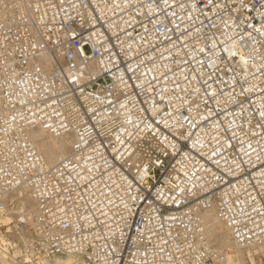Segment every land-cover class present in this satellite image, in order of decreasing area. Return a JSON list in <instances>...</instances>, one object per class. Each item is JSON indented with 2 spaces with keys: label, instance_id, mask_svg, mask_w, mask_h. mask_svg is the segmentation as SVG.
Masks as SVG:
<instances>
[{
  "label": "built area",
  "instance_id": "2783aa9c",
  "mask_svg": "<svg viewBox=\"0 0 264 264\" xmlns=\"http://www.w3.org/2000/svg\"><path fill=\"white\" fill-rule=\"evenodd\" d=\"M210 211L264 245V0H0V264H228Z\"/></svg>",
  "mask_w": 264,
  "mask_h": 264
},
{
  "label": "bare ground",
  "instance_id": "6f19581e",
  "mask_svg": "<svg viewBox=\"0 0 264 264\" xmlns=\"http://www.w3.org/2000/svg\"><path fill=\"white\" fill-rule=\"evenodd\" d=\"M46 132H47L46 130L40 127L34 128L30 131V137L33 140V142L37 145V147L40 149L45 159L49 163H54L60 156L67 154L70 151L74 137L71 134L55 136L49 132L47 133L50 135H47ZM33 208H34L33 201L31 200V198L27 193H23L18 202V207H17L18 211L30 212ZM206 217H207V234L210 242L214 244L216 243L220 248L232 247V246H236L238 249L240 248L237 244H235L229 231L225 229L226 228L225 225L216 218L214 212L212 211L208 212L206 214ZM18 227H16L15 229L16 232L19 229ZM223 229H225L226 236L223 232ZM16 232L14 231V233ZM219 234L222 237L217 239V236H219ZM225 237L228 238L225 239ZM219 240L221 241L219 242ZM252 250L254 251L252 252ZM247 252L248 253L252 252L248 256L250 257L251 261L254 262L255 261L253 257L254 252H264V245L248 247ZM244 253H242L241 249H239V253H237L234 257H232L231 254L227 252L226 254H227L228 264H230L232 259H234L237 262V264H243L245 262L244 256L246 255ZM71 262H72V258H68V261L65 262L63 258L58 257L57 261L52 262V264H71Z\"/></svg>",
  "mask_w": 264,
  "mask_h": 264
},
{
  "label": "rangeland",
  "instance_id": "374dc122",
  "mask_svg": "<svg viewBox=\"0 0 264 264\" xmlns=\"http://www.w3.org/2000/svg\"><path fill=\"white\" fill-rule=\"evenodd\" d=\"M47 133V132H46ZM47 135H50V134H48L47 133ZM9 216H11V215H9ZM5 220H8V218H6ZM9 228H8V234H7V240H10V243L11 244H14V243H16V240H17V238L18 237H20V238H25L26 237V235H27V233H26V226H23V227H21L19 224H15V225H12V223H10L9 225ZM19 226V227H18ZM16 227H18L17 229V232H16ZM225 229H227V228H225ZM225 229H223V232H224V234H225V236H226V232H225ZM14 231L16 232V233H14ZM227 231H229L228 229H227ZM14 233V234H13ZM230 233V232H229ZM13 234V235H12ZM25 236V237H24ZM220 237H222V236H220V234H219V236H217V239L218 238H220ZM226 238H228V237H225V239ZM6 239H4V241H7ZM221 240H219V242H220ZM216 247H218V248H220L216 243L214 244ZM224 249L227 251V252H229L230 254H231V256L232 257H234L237 253H239V249H241V251H242V253H244V252H246V253H244V254H246L244 257V263L243 264H247V263H249L250 262V257L248 256V255H250L254 250H252V252L251 253H248L247 252V248H237L236 246H232V247H224ZM258 252H254V254H253V257L257 254ZM1 254V258L3 259V261H4V259H5V254H3L2 252L0 253ZM58 257L59 258H63V260L65 261V262H67L68 261V258H64V257H60V256H55L52 260H48V259H41L40 261L42 262V264H46V263H48V264H52V262H56L57 261V259H58ZM7 259V261L6 262H8V264H12V261H10L8 258H6ZM41 264V263H40ZM230 264H237V262L234 260V259H232L231 260V262H230Z\"/></svg>",
  "mask_w": 264,
  "mask_h": 264
}]
</instances>
